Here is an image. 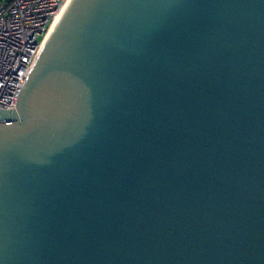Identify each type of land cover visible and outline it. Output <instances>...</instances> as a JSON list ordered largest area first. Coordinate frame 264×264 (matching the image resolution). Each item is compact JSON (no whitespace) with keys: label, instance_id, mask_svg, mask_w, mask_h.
I'll return each instance as SVG.
<instances>
[{"label":"water","instance_id":"95a60500","mask_svg":"<svg viewBox=\"0 0 264 264\" xmlns=\"http://www.w3.org/2000/svg\"><path fill=\"white\" fill-rule=\"evenodd\" d=\"M0 109V264H264V0H70Z\"/></svg>","mask_w":264,"mask_h":264},{"label":"built area","instance_id":"2783aa9c","mask_svg":"<svg viewBox=\"0 0 264 264\" xmlns=\"http://www.w3.org/2000/svg\"><path fill=\"white\" fill-rule=\"evenodd\" d=\"M70 0H0V109H15L27 75Z\"/></svg>","mask_w":264,"mask_h":264},{"label":"bare ground","instance_id":"6f19581e","mask_svg":"<svg viewBox=\"0 0 264 264\" xmlns=\"http://www.w3.org/2000/svg\"><path fill=\"white\" fill-rule=\"evenodd\" d=\"M61 13H62V12H61ZM61 13H60V14H61ZM59 16H60V15H59ZM57 19H58V18H57ZM57 19H56V21H57ZM56 21H55V22H56ZM54 24H55V23H54ZM54 24H53V25H54ZM52 27H53V26H52ZM36 59H37V58H36Z\"/></svg>","mask_w":264,"mask_h":264}]
</instances>
